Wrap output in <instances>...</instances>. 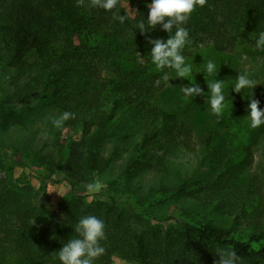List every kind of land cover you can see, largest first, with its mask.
<instances>
[{"label": "trees", "instance_id": "trees-1", "mask_svg": "<svg viewBox=\"0 0 264 264\" xmlns=\"http://www.w3.org/2000/svg\"><path fill=\"white\" fill-rule=\"evenodd\" d=\"M147 4L119 0L106 12L92 7L91 0H0V61L29 77L18 93L42 94L59 114H75L61 128L67 137L55 156L0 144V174L7 175L0 176V264H59L55 252L75 235L72 227L83 215L105 223L106 239L100 242L105 251L95 264H112L116 257L134 264H216L219 248L234 250L239 264H264V163L262 172L256 171L254 153L264 125L250 129L246 122L248 100L257 99L264 108V99L251 89L233 92L238 73H228L226 107L196 139L189 119L203 96L185 97L179 88L168 107L158 104L168 69L151 64L147 40L168 34L159 26L144 34L136 29L147 18ZM112 11L126 15L125 23L114 20ZM181 26L191 40L185 59L206 46L232 54L250 41L254 50L257 34L264 31V0H206ZM254 53L264 58V51ZM187 83H197L192 74L180 87ZM121 120H129L125 136L138 137L126 176L144 170L168 174L175 168L180 173L173 187H161L147 205L130 191L93 202L77 194L113 169L116 154L106 156L101 143ZM11 121L0 106V129ZM186 156L185 164L176 163ZM17 168L48 172L42 182L61 175L55 181L66 182L70 190L58 210L37 205L24 172L20 185L11 181ZM174 197L189 198L210 212L201 216L180 206L162 217L149 212ZM213 214L232 218L230 227L218 226ZM148 219L158 224L140 228Z\"/></svg>", "mask_w": 264, "mask_h": 264}, {"label": "rangeland", "instance_id": "rangeland-1", "mask_svg": "<svg viewBox=\"0 0 264 264\" xmlns=\"http://www.w3.org/2000/svg\"><path fill=\"white\" fill-rule=\"evenodd\" d=\"M150 3V0H145ZM194 57L186 59V63L191 66V73L194 80L201 86L204 94L202 97L203 105L197 109L189 119L193 124L195 138L206 134L208 129L214 126V116L209 114L207 103V84L215 77L205 76L203 74L204 65L207 61L212 60L216 64L217 79L223 80L224 88L226 85V76L228 73H240L248 71L256 81L252 92L264 99V58L256 55L251 49L250 41H246L239 45L232 54L218 52L212 46L202 47ZM4 54V48L0 42V60ZM152 64V63H151ZM184 78L176 77L175 72L168 69L165 79V87L158 96V104L168 107L173 101L177 91L180 88ZM29 77L20 76L17 71L12 68L3 66L0 61V106L6 107L11 116V125L5 129H0V144L6 147L26 145L35 152L42 154L50 153L53 156L57 154V146L63 143L67 137L66 129H55L52 127L51 119L57 117L59 112L50 106L49 101L42 94H32L30 91L28 96H20L18 93L20 86L26 85ZM8 100H11L8 102ZM9 103V104H8ZM118 124L112 126L113 132L111 137L101 143V150L106 156L115 155V165L113 169L107 172L99 179V189L96 192H88L86 189H78L77 194L85 196L88 201H107L112 195L117 193L136 192L143 204L154 198L157 191L161 187H173L180 173L175 168L168 174H157L152 170H144L125 175V168L131 159L138 137H127V129L129 128V120H121ZM123 127L124 129H121ZM252 131V130H251ZM255 153V170L262 172L264 163V136L259 140L254 149ZM189 156L178 158L176 163L183 165L189 159ZM29 176V185L32 186L33 192L37 193V205L44 210L55 212L66 193L70 190L69 184L66 182H56V179H62L61 175L55 174L53 179H47L45 182V174H49L43 170L27 168L26 170L16 169L11 172L9 178L11 181L20 185L22 173ZM182 174V172H181ZM0 176L7 177L5 173ZM184 207L191 209L196 215L205 216L210 210H206L196 202L186 197H174L168 199L160 209L149 207L148 210L155 216L162 217L164 214L172 212L176 207ZM148 207V206H147ZM214 222L221 227L228 228L232 223V218L227 216H218L213 214ZM140 228H150L158 223L153 220L140 221ZM30 223L41 226L42 223L31 221ZM112 264H134L114 258Z\"/></svg>", "mask_w": 264, "mask_h": 264}, {"label": "clouds", "instance_id": "clouds-1", "mask_svg": "<svg viewBox=\"0 0 264 264\" xmlns=\"http://www.w3.org/2000/svg\"><path fill=\"white\" fill-rule=\"evenodd\" d=\"M119 0H91V6L101 8L108 12L117 8ZM206 0H151L146 5L147 18L136 24L141 34L151 31L159 26L160 30L166 32L167 38H148L151 45L148 53L152 65L157 70L170 69L175 72L176 77H189L191 66L186 63L182 54L185 47L191 44L189 31L181 25L186 23L191 13L197 6H204ZM112 18L124 24L127 17L118 11H112ZM254 50L264 51V31L257 34ZM205 76L215 77L207 84L208 111L212 116L219 117L224 111L225 93L223 80L217 79L216 64L209 60L204 65ZM167 73H165V78ZM256 81L251 78L248 71L240 72L235 77V83L231 89L240 93L242 89H253ZM185 97L194 98L203 96L204 92L198 83H188L180 87ZM259 100L251 98L246 106V122L250 129H256L264 125V108H260ZM75 114L68 111L61 112L57 117L51 119L53 128L61 129L69 119H74ZM100 187L98 182H90L85 185L88 192H96ZM74 236L69 238L62 247L55 252L59 264H95L98 257L103 255L105 249L101 241L106 239L105 223L95 215H83L75 223ZM219 259L216 264H239L240 257L232 249L219 248L215 252Z\"/></svg>", "mask_w": 264, "mask_h": 264}]
</instances>
